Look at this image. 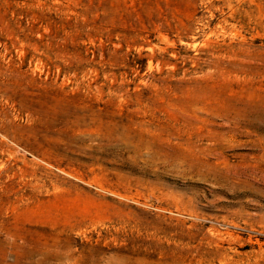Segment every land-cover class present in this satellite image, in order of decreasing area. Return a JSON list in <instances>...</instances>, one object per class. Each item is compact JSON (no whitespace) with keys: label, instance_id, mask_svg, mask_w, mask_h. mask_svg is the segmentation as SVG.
<instances>
[{"label":"rangeland","instance_id":"374dc122","mask_svg":"<svg viewBox=\"0 0 264 264\" xmlns=\"http://www.w3.org/2000/svg\"><path fill=\"white\" fill-rule=\"evenodd\" d=\"M155 1L135 93L69 113L0 46V264H264V0Z\"/></svg>","mask_w":264,"mask_h":264},{"label":"trees","instance_id":"16d2710c","mask_svg":"<svg viewBox=\"0 0 264 264\" xmlns=\"http://www.w3.org/2000/svg\"><path fill=\"white\" fill-rule=\"evenodd\" d=\"M156 5L155 0H0L1 50L11 55L22 51V68L29 62L41 64L40 73L25 75L24 89L25 80L20 81L22 74L16 70L18 76L11 82L16 94H4L13 96L31 117L38 116L39 109L69 113L91 104L79 100V93L91 86L114 94L128 87L134 94L124 80L146 69L147 59L133 49L141 42L137 37L153 30L147 10L154 11ZM72 86L77 91L65 95Z\"/></svg>","mask_w":264,"mask_h":264}]
</instances>
